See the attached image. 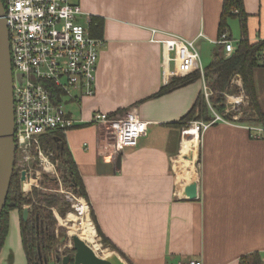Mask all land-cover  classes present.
Segmentation results:
<instances>
[{
  "label": "crops",
  "instance_id": "crops-1",
  "mask_svg": "<svg viewBox=\"0 0 264 264\" xmlns=\"http://www.w3.org/2000/svg\"><path fill=\"white\" fill-rule=\"evenodd\" d=\"M77 1L89 19L102 20L95 37L104 45L95 94L66 101L68 114L79 122L64 134L95 224L123 256L111 247L110 252L125 264H239L251 252L264 259V133L255 137L236 120L210 124L198 138L196 177L194 172L182 176L178 170L188 172L192 157L177 163L184 155L178 122L205 81L200 77L159 94L170 76L163 73L161 44L151 38L175 33L213 51L223 0ZM242 1L246 36L251 42L264 39V0ZM226 23L235 44L242 37L240 17L230 16ZM254 80L264 111V68L254 70ZM130 109L147 123L146 134L136 146L114 154L112 137L91 122L92 114ZM192 180L197 197L189 199L183 189ZM20 219L17 209L9 212L0 264H27Z\"/></svg>",
  "mask_w": 264,
  "mask_h": 264
},
{
  "label": "built area",
  "instance_id": "built-area-1",
  "mask_svg": "<svg viewBox=\"0 0 264 264\" xmlns=\"http://www.w3.org/2000/svg\"><path fill=\"white\" fill-rule=\"evenodd\" d=\"M3 5L13 71L15 166L24 175L21 180L23 186L27 184L30 162L37 159L44 169L53 166L52 153L42 148L40 137L53 129L65 132L79 122L68 114L66 101L79 102L95 94L96 64L104 42L90 33L87 27L89 16L77 0H4ZM156 32L152 30L153 34ZM151 40L161 44L164 74L171 78L199 71L203 78L204 68L196 39L165 33L163 39L152 37ZM215 43L222 46L225 55L235 49L234 41L227 33H222ZM232 83L238 86L240 93L226 94V109L238 110L241 104L247 103V97L239 75L233 77ZM203 91L208 97L205 83ZM213 114L211 121H193V126L202 131L216 121L233 123L236 120L235 117L233 120L225 119L215 111ZM91 122L102 125L112 137L114 154L136 146L147 130V123L133 109L120 114L94 111ZM247 127L255 132V137L264 133L262 126ZM64 192L72 212L78 217H88L94 226L87 200L71 188ZM187 264L201 262L190 260Z\"/></svg>",
  "mask_w": 264,
  "mask_h": 264
},
{
  "label": "trees",
  "instance_id": "trees-1",
  "mask_svg": "<svg viewBox=\"0 0 264 264\" xmlns=\"http://www.w3.org/2000/svg\"><path fill=\"white\" fill-rule=\"evenodd\" d=\"M233 15L240 17L242 37L235 42V49L229 55H225L221 45H218L212 51V58L204 67L203 78L205 84L212 91L211 101L215 111L219 114H224L226 107L223 101V94L225 92H236L237 89L232 87L231 79L235 75H239L242 80L243 93L247 97V105L241 106V116L236 121L245 125L264 126V111L257 98L254 80V70L256 68H264V39L251 42L246 36V13L244 12L242 0H223V10L219 26L220 35L226 33L227 19ZM88 24L93 36L101 33L102 20L90 17ZM200 77L199 71H193L184 76H173L163 85L159 94L179 86H184ZM234 114L232 112L226 116L231 119ZM213 118V112L210 111L203 99V95L200 94L192 108L178 122V125L184 129L193 120L209 122ZM40 144L44 150L50 151L55 158L61 161L68 176L69 187L76 194L82 195L87 200L82 180L67 146L64 131L53 129L46 132L40 137ZM19 175L18 168H14L6 204L0 217V250L8 230V214L11 210L17 209L21 214L20 236L26 261L27 264H34V262H40L42 256L56 242L54 208L58 209L60 215L63 216L70 204L64 201L62 195L58 194L56 190L45 191L38 189V187H33L30 193H22ZM42 183L49 184L52 183V180L45 177ZM87 202L89 203L88 200ZM24 204H27L29 207L26 219L22 215ZM90 217L95 225L98 236L101 238L102 244L111 247L113 250H117L123 256L99 231L97 224H95L91 207ZM68 264H73V258L70 259ZM239 264H264V259L259 252H251L243 255L239 260Z\"/></svg>",
  "mask_w": 264,
  "mask_h": 264
},
{
  "label": "rangeland",
  "instance_id": "rangeland-1",
  "mask_svg": "<svg viewBox=\"0 0 264 264\" xmlns=\"http://www.w3.org/2000/svg\"><path fill=\"white\" fill-rule=\"evenodd\" d=\"M79 21L84 22L83 19H80ZM210 46L211 45H202L200 47V58H201V64H202L203 68L210 62V60L212 58V51H211ZM232 80H233V77L231 79V84L233 85L232 87L233 88L235 87L237 90H236V92H225L223 94V101H224L226 108H227V102H228L226 94H228V95H239V93H240L238 86L235 83H232ZM207 90L209 92V96L206 97L204 95V91H202L203 99L207 103L210 111L213 112V111H215V109L212 105V101H211V96L213 94H212V91L208 88V86H207ZM246 105H247V103L241 104L239 106L238 110L237 109L233 110L231 108H229L227 110L225 108L224 114H219L216 111L215 112L217 114L221 115L222 117H224L225 119L233 120V118L235 117L237 120L241 116V108H242L241 106H246ZM232 112H234L235 114L230 119L226 115H228L229 113H232ZM193 121L190 122L188 127H185L183 130L192 127L194 124ZM200 133H201V131H198V138H199ZM198 150H199V139H198V145H197V153H198ZM45 151L48 153L50 152L48 150H45ZM197 153H196L195 158L192 159V170L195 173L194 178L197 175V169H198ZM190 157H191L190 154H184L183 156L180 155L178 157L179 161L177 160L178 161L177 163H179L181 161V159H182V161H188L190 159ZM51 162L53 163V166L47 167L46 169H44V167L41 166L40 162L37 159L33 160L32 163L30 162L29 167L31 169L29 170V172L26 173L27 184L24 185L23 189H21V176L22 175H21V171L18 167V170L20 172V175H19L20 190L24 194L30 193L33 187H38V189H42L45 191H55L56 190L58 192V194L62 195L64 201L69 202L66 199L65 192H64V191H67L70 189L68 176L66 175L64 166L59 159H57L53 156V154L51 155ZM14 168H17V167L14 165ZM45 177L52 180V183H49V184L45 183L46 185L44 183H42V180H44ZM69 204H70V202H69ZM23 207H24V209L29 208L27 204H24ZM58 211L59 210L56 208H54V210H53L54 216L56 218V228H55L56 242L53 244L51 249L49 251H47V253L42 256L41 261L38 263L34 262V264H48L50 261H53L55 264H62V259L64 256H68L70 259H72L74 256L75 251L73 249V244H72V235L75 233H72L70 230V227L73 224V220L67 219L68 213L72 212L71 205L65 211V214L63 216H61ZM96 239H97L96 241L98 242V244L99 243L102 244L101 238L99 240V237L97 236ZM88 244L92 247V243H88ZM99 246L100 247L98 249H94V250L98 255H100L102 257L104 256L103 251H106V252L113 251L107 245H103V244L100 245L99 244ZM110 253H112V255L114 257L113 258V260L115 261L114 263L121 264L120 261H118V260H120V258L117 255H115L114 252H110ZM113 260H112V262H113Z\"/></svg>",
  "mask_w": 264,
  "mask_h": 264
},
{
  "label": "water",
  "instance_id": "water-1",
  "mask_svg": "<svg viewBox=\"0 0 264 264\" xmlns=\"http://www.w3.org/2000/svg\"><path fill=\"white\" fill-rule=\"evenodd\" d=\"M15 118L13 98V71L10 55L8 30L4 19V5L0 0V217L6 204L11 177L14 170L16 147L14 142ZM119 160V158L117 159ZM24 175L21 176V180ZM183 195L189 199L197 197V182L192 180L184 186ZM27 209L23 210V218H27ZM75 251L73 264H114L98 255L95 250L77 235H72ZM120 258V263L125 262ZM70 258L64 256L62 264H68ZM48 264H55L50 261Z\"/></svg>",
  "mask_w": 264,
  "mask_h": 264
},
{
  "label": "bare ground",
  "instance_id": "bare-ground-1",
  "mask_svg": "<svg viewBox=\"0 0 264 264\" xmlns=\"http://www.w3.org/2000/svg\"><path fill=\"white\" fill-rule=\"evenodd\" d=\"M197 145H198V130L196 129L195 126H192L186 129L184 132L183 142L181 146L182 154H190L192 159H194L197 153ZM190 172H193L192 167L189 169L188 172L184 171L183 169L178 170V174H181L182 176H189ZM82 210L83 211L85 210L84 205L82 206ZM67 217L68 220H73V224L70 227L71 232L75 233L73 235H77L86 243H92L93 249H98L100 247L98 242L96 241L95 228L88 217H78L74 212L68 213ZM103 253H104L103 256L104 258L110 261L113 260L114 257L112 253L106 251H103ZM114 262L115 261L113 260V263Z\"/></svg>",
  "mask_w": 264,
  "mask_h": 264
}]
</instances>
